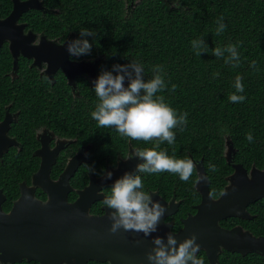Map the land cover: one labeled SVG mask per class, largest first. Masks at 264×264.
Segmentation results:
<instances>
[{
  "label": "trees",
  "instance_id": "trees-1",
  "mask_svg": "<svg viewBox=\"0 0 264 264\" xmlns=\"http://www.w3.org/2000/svg\"><path fill=\"white\" fill-rule=\"evenodd\" d=\"M67 4L68 0H63ZM75 10L67 18V25L75 39L80 31L90 29L95 37H85L92 44V59L102 57L97 71H111L114 64H127L137 61L144 66V80L153 76L152 69L162 66L161 75L166 88L158 92L164 102L175 110L177 115L187 113V124L181 131L173 129L175 143L167 142L156 148V141H136L143 149L164 151L175 159L204 157V166L215 165L217 171L209 170L211 176L225 175L229 171L224 157L225 144L229 138L238 149L237 159L247 168L252 164L261 167L264 161V0H73ZM223 17L226 25L221 34L216 33L217 20ZM204 39L206 53L196 54L192 41ZM236 45L239 53V67L225 63L228 53L222 57L212 54L214 48L224 49ZM10 61V60H9ZM256 61V68L251 66ZM2 64V61L0 62ZM11 67L9 63L8 66ZM6 67H0L5 69ZM23 70V69H22ZM241 77L244 92L237 93L234 87L236 77ZM36 82H32V84ZM176 85L175 91L172 86ZM94 87H82L79 82V99L98 98ZM60 99H72L66 80H58ZM27 93H37L30 86ZM232 94L245 96L243 102L232 103ZM93 108V111L95 110ZM92 111V112H93ZM91 112V113H92ZM91 113H78L80 117L90 118ZM93 139L98 142V133L104 128L95 121ZM110 139L101 150L108 148L107 154L114 158L115 144L118 151H125L123 145L127 137L106 128ZM251 133L253 140H247ZM95 150V161L104 159L102 151ZM126 152V151H125ZM102 174L103 170L95 171ZM193 171L185 183L172 173H144L143 191L149 187L157 188L160 176L185 189H193L196 174ZM75 186H81L88 176L81 173ZM194 175V176H193ZM152 178V180H151ZM213 194L218 196L222 185L215 183ZM182 195L185 194L182 193ZM95 211V210H94ZM96 213V211H95ZM258 216L248 223L256 235L264 236V206H258ZM203 264H209L205 253L198 257ZM219 264H264V256L224 253Z\"/></svg>",
  "mask_w": 264,
  "mask_h": 264
},
{
  "label": "flooded vegetation",
  "instance_id": "flooded-vegetation-1",
  "mask_svg": "<svg viewBox=\"0 0 264 264\" xmlns=\"http://www.w3.org/2000/svg\"><path fill=\"white\" fill-rule=\"evenodd\" d=\"M29 2H31V7H25V11L17 21L11 24L0 23V62L2 61L0 67L11 64L10 68L0 69V241L2 244L7 241L5 234L14 228L12 225H15V220L5 219V217L15 210L16 204L22 197L23 188L34 191L36 202L43 204L48 202L49 195L46 191L41 186L34 184V176L43 165L51 166L50 177L53 181H58L70 162L79 158L78 168L70 180L72 191L67 197L69 203H74L79 198V192L90 186L91 176L102 177V174L90 173L88 167L94 168L95 171L103 170V172H107L108 169L116 170L119 162L128 160L132 153L142 150L140 145L137 142L134 143L135 141L130 138L124 140L126 142L123 149L126 152L118 151L113 144L114 158L107 154L108 148L103 147L100 150L97 147V145L105 146L104 142L110 139V133L104 128L102 133L97 134L98 142L96 143L93 139L95 121L91 116L88 118L78 115V113L85 115L91 113L97 102L79 99L81 97L79 82L82 87L89 85L92 88L95 79L90 78L87 73L79 75L76 77V89L73 90L62 69L49 75L46 62H43L40 67L34 66L35 57L59 58L63 53L61 47L66 45L67 41L75 40L74 34L70 32L67 25L69 14L75 10L73 0H68L73 4L68 2L65 4L63 0H0V22L7 20L12 15L16 4L21 7L22 4ZM13 40L17 43L14 44ZM14 45L18 60L16 69L12 50ZM30 55L34 58H30ZM101 59L102 57L89 59L84 56L70 58L71 61L78 63L93 62L97 64V67ZM97 67L94 76L96 79L100 74ZM63 77L71 90L72 99H60L61 90L57 89L58 80ZM34 81L36 84H32ZM30 86L37 90L36 94L27 93ZM230 146L232 147L231 152H229ZM97 148L99 152L102 151L101 156H104V159L99 162L95 161ZM237 153L238 149L234 148L231 140L227 138L224 157L226 161L230 157V161H227L229 171L225 172V175L211 176L209 170L204 166L209 179L210 194L215 200L222 197L226 190H229L227 188L231 187L232 178L238 173V166H241V173L243 168L248 172L249 177H251L254 168L262 170L264 167L263 161L261 167L252 164L250 168H247L244 163L238 161ZM202 159L204 165V157L197 159L196 162H200ZM137 160L139 163L142 162ZM83 172L87 173L88 178L81 182L80 187L75 186V180L82 176ZM195 174L196 182L193 189H185L183 192L184 188L179 186L180 184L168 182V179L163 180L160 176L159 186L157 188L149 187L146 191L151 196L157 194L160 199L166 202L167 208L172 204L176 206L174 213L165 218L166 223L172 224L170 228L172 233H178L183 229L184 220L188 219L190 215L195 216L198 206L202 202V194L197 189L199 181L197 168H195ZM157 175L153 174L152 177ZM215 183L223 187L218 196H215L212 191V188L216 186ZM247 183L244 182V184ZM110 187L101 189L99 194L104 197L109 195ZM182 193L185 194V197ZM102 201L103 199H100L92 204L91 215L103 216L106 213V206ZM258 206H264V198L246 205L247 216L250 219L232 216L220 221L219 225L224 230L240 229L244 233L264 238L263 235H256L253 228L248 225L258 216V213H255ZM19 214L20 217L17 220H20L24 227L32 230L34 226L38 229L36 222H30L32 213L29 209L25 208ZM6 235L9 237V234ZM201 253L206 254L204 250H200L198 257ZM224 253L239 254L224 250L219 255V261L220 256ZM0 264L4 263L0 261ZM6 264L41 263L24 259L21 262ZM54 264H76V261L73 259L56 261ZM87 264L110 263L89 261Z\"/></svg>",
  "mask_w": 264,
  "mask_h": 264
},
{
  "label": "water",
  "instance_id": "water-1",
  "mask_svg": "<svg viewBox=\"0 0 264 264\" xmlns=\"http://www.w3.org/2000/svg\"><path fill=\"white\" fill-rule=\"evenodd\" d=\"M30 4L31 2L25 3L21 7L16 4L12 15L0 23L11 24L17 21L25 11L24 8L31 7ZM16 43L14 41V44ZM15 48V45L12 46L16 69L18 60ZM66 48L67 44L61 47L63 53L59 58L35 57L34 66L40 67L43 62H46L49 75L62 69L73 90L76 89V77L79 75L87 73L90 78L96 80L94 76L97 64L71 61ZM30 58L34 57L30 55ZM231 148L230 146L229 152ZM227 160L229 162L230 157ZM137 163H139L137 159L119 162L116 170L108 169L107 172L113 174L110 180H105L103 176L100 178L91 176L90 186L79 192V198L74 203H69L67 197L72 191L70 180L78 168L79 158L70 162L58 181H53L50 177L51 166L43 165L34 176V184L46 191L49 200L46 204L36 202L33 190L22 189V197L16 204L15 210L5 217V219L15 220V225H12L14 228L6 233L9 237L5 234L7 241L4 244L0 241V261L6 264L27 259L30 262L54 264L56 261L73 259L76 264H87L89 261L110 264H149L146 255L154 247L153 238L165 237L171 232L172 224L166 223L165 218L174 213L176 209L174 204L167 208L166 202L157 194L152 196V199L158 201L167 211L158 226V231L149 237L134 231L125 232L123 229L115 234L110 233L111 221L108 219L110 210L107 208L103 216L90 214L92 204L104 199L99 191L112 186L115 180L121 178L126 172H133ZM197 168L199 177L207 176L201 164H197ZM237 169L238 173L232 178L231 187L229 186L227 188L229 190H226L217 200L210 194L209 179L203 182L198 181L197 189L202 194L198 212L195 216L190 215L184 220V227L180 232L173 233L178 242L193 234L196 235V242L200 245V250L206 252L210 264H219V255L224 250L243 256L254 253L264 256L263 237L244 233L240 229L224 230L219 225L220 221L232 216L250 219L247 216L246 205L264 198V167L262 170L254 168L251 177L243 168L241 173V166ZM245 181L248 183L244 184ZM25 208L31 211V219L34 221L30 222H36L38 229L34 226L32 230L27 229L20 220H17L20 217L19 212Z\"/></svg>",
  "mask_w": 264,
  "mask_h": 264
},
{
  "label": "clouds",
  "instance_id": "clouds-1",
  "mask_svg": "<svg viewBox=\"0 0 264 264\" xmlns=\"http://www.w3.org/2000/svg\"><path fill=\"white\" fill-rule=\"evenodd\" d=\"M217 24L216 33L219 35L226 27L223 17L217 20ZM95 36L93 30L83 29L79 38L67 41L66 50L69 57L79 58L90 55L92 44L85 37ZM192 46L199 56L207 51L204 39L192 41ZM225 52L229 54L225 63L239 67L240 57L236 45L212 50L215 57H222ZM251 66L256 68V61H252ZM152 72L154 73L152 78L145 82L144 66L135 60L124 65L114 64L111 71H101L93 81V91L99 103L91 113L98 127L114 128L121 137L131 140L144 142L155 140L156 148L164 142L169 145L175 143L176 136L173 129L183 130V126L187 124V113L178 116L175 110L164 102L163 96L156 95L165 90L166 83L161 75L162 66H155ZM234 87L237 93L244 92L240 76L236 77ZM175 88L176 85H173L172 90L175 91ZM245 99L246 97L242 95L229 96L232 103L243 102ZM246 138L250 143L253 140L251 133ZM128 159H139L142 162L137 163L133 172H126L115 180L110 187V194L102 201L110 210L109 231L115 234L123 229L125 232L134 231L149 237L158 231L167 209L158 201H154L149 193L143 191L141 174L167 172L176 174L181 181L187 182L197 168V164H201L204 168L203 159L200 162H196L193 158L175 159L169 157L166 152H158L155 149L136 151ZM209 170L217 171L215 165H209ZM88 171L96 174L92 167H88ZM197 173L199 175L198 168ZM112 175V172H102L105 180L112 179ZM207 176H200L199 182L207 181ZM196 241L197 237L194 234L180 242L171 232L165 237L156 236L152 240L154 247L147 253L146 259L149 264H203L198 258L200 245Z\"/></svg>",
  "mask_w": 264,
  "mask_h": 264
}]
</instances>
